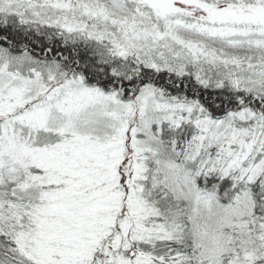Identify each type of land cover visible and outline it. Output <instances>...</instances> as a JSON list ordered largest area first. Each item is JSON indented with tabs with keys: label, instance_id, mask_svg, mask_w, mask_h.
<instances>
[{
	"label": "snow or ice",
	"instance_id": "6c2138e0",
	"mask_svg": "<svg viewBox=\"0 0 264 264\" xmlns=\"http://www.w3.org/2000/svg\"><path fill=\"white\" fill-rule=\"evenodd\" d=\"M0 264H264V0H0Z\"/></svg>",
	"mask_w": 264,
	"mask_h": 264
}]
</instances>
